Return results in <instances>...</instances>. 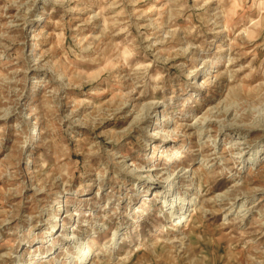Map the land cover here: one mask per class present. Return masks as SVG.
<instances>
[{"label":"rangeland","instance_id":"rangeland-1","mask_svg":"<svg viewBox=\"0 0 264 264\" xmlns=\"http://www.w3.org/2000/svg\"><path fill=\"white\" fill-rule=\"evenodd\" d=\"M29 262L264 264V0H0V264Z\"/></svg>","mask_w":264,"mask_h":264},{"label":"bare ground","instance_id":"bare-ground-1","mask_svg":"<svg viewBox=\"0 0 264 264\" xmlns=\"http://www.w3.org/2000/svg\"><path fill=\"white\" fill-rule=\"evenodd\" d=\"M152 170H155V169H153V168L149 169V171H152ZM186 172H187L186 170L180 169V170H178L177 173L180 174V176H181L182 174H184ZM163 174H166V173H162V175ZM162 175L160 174V178L162 180L156 182V185H158L160 187H163V184L162 183L165 182V181H167L170 178H173L172 180L174 181V178L175 177H173V175H171L168 178L167 177H162ZM172 187H173V185H170L168 188H166V190L164 188L163 198H167V197H169L171 195L170 189ZM181 205H183V206L181 207ZM179 206H180V208H179ZM192 206H193V202H190L189 199L186 200L183 203L182 198L179 197V195L175 194V195L170 196V202L168 203V206L166 207V212H167V214L170 217L175 218L174 219L175 226L176 225L179 226V224L187 223L190 220L191 213H192V211L195 208V206L194 207H192ZM172 230L175 231L174 229H172ZM115 238L113 237L112 239H115ZM89 254L90 253H89L88 248L86 246H82V248L80 249V256L78 255V261H79V263L84 262L87 259V257L89 256ZM30 263L31 262H29L28 264H30Z\"/></svg>","mask_w":264,"mask_h":264}]
</instances>
